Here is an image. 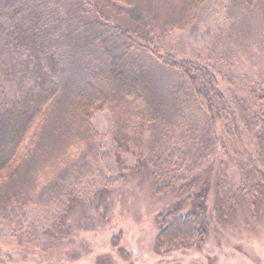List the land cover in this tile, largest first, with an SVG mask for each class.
<instances>
[{"label": "trees", "instance_id": "trees-1", "mask_svg": "<svg viewBox=\"0 0 264 264\" xmlns=\"http://www.w3.org/2000/svg\"><path fill=\"white\" fill-rule=\"evenodd\" d=\"M206 1L0 0L7 61L31 83L21 95L0 97V225L12 236L28 243L37 239L31 207L42 210L41 227L50 232L76 202L90 200L132 170L147 173L160 196L202 172L217 154L223 157L218 180L223 205L260 194L264 82L225 91L214 66L187 58L170 43L171 33L196 22ZM236 3L264 27V0ZM142 57L176 77L175 116L154 94ZM99 112L109 116L108 145L91 124ZM152 131L157 140L147 152L138 136ZM220 133L232 139L229 146ZM187 199V211L179 212V201L158 215L164 226L158 248L204 238L203 192Z\"/></svg>", "mask_w": 264, "mask_h": 264}, {"label": "rangeland", "instance_id": "rangeland-1", "mask_svg": "<svg viewBox=\"0 0 264 264\" xmlns=\"http://www.w3.org/2000/svg\"><path fill=\"white\" fill-rule=\"evenodd\" d=\"M169 38L187 58L214 66L225 91L264 82V27L236 0H207L196 22ZM8 52L0 39V97L21 95L31 85L13 73ZM140 62L151 78L154 94L167 105L169 116H175L178 107L171 83L176 77L148 57ZM191 113L198 117L195 108ZM91 124L108 145L109 138L104 136L108 113H95ZM138 138L147 152L157 140L155 131L142 132ZM220 138L228 146L232 140L221 133ZM221 158L217 154L206 161L202 172L171 185L160 196L155 195V184L147 173L132 170L123 181L93 192L90 200L76 202L50 232L41 227L42 210L31 207L29 221L39 229L37 239L28 243L1 224L0 264H264V186L253 200L223 205L218 189ZM226 174L234 179L233 170ZM201 191L208 213L202 241L172 250L158 248V234L164 229L158 215L179 201L183 202L179 212L187 211L191 208L188 196Z\"/></svg>", "mask_w": 264, "mask_h": 264}]
</instances>
